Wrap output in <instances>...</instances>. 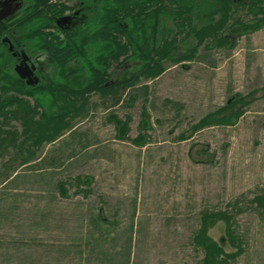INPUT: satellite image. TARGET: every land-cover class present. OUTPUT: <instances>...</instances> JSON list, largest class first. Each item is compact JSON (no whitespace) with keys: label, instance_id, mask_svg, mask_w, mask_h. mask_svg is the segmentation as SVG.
I'll return each instance as SVG.
<instances>
[{"label":"rangeland","instance_id":"obj_1","mask_svg":"<svg viewBox=\"0 0 264 264\" xmlns=\"http://www.w3.org/2000/svg\"><path fill=\"white\" fill-rule=\"evenodd\" d=\"M254 10L234 7L228 23L256 16V29L224 30L226 40L163 62L155 78L76 98L40 144L21 148L20 121L0 116V139L9 131L0 143V264H199L194 237L206 212L229 218L208 223L224 251L241 248L229 264H264V0ZM138 65L115 66L110 82ZM236 94L249 100L237 119L222 109ZM110 114L127 119L130 139L117 137ZM211 114L220 119L194 128Z\"/></svg>","mask_w":264,"mask_h":264},{"label":"trees","instance_id":"obj_2","mask_svg":"<svg viewBox=\"0 0 264 264\" xmlns=\"http://www.w3.org/2000/svg\"><path fill=\"white\" fill-rule=\"evenodd\" d=\"M60 3L27 0L28 9L13 21L19 27V38L26 43L28 51L45 59L42 64L45 75L36 85H28L17 77L0 43V89L4 93L11 89L21 95L0 96L1 123L11 119L20 121L21 133H24V139L19 143L21 148L54 137L63 118L75 112L76 98L84 99L93 91L106 93L118 87L130 88L141 76L155 78L164 71L163 62L192 57L209 38L217 36L226 40L228 36L222 31L230 30L240 36L263 23L256 16L247 21L238 18L228 23L234 7L249 6L253 13H258L254 10L258 0H76V8L80 11L72 26L59 23L66 11L71 10ZM55 30L59 34L51 33ZM181 47L183 50L179 52ZM129 50L132 54L125 57ZM127 59L137 60L139 65L110 82L111 69L124 64ZM262 93L264 95V88ZM26 96L33 99L34 106L29 104ZM248 103L244 96L236 94L222 109L231 111L230 115L237 119L242 114V107ZM11 105L15 106L8 108ZM37 106L41 109L39 113ZM216 115L205 116L194 128L220 119H212ZM109 120L114 124L118 138L130 139L127 119L110 114ZM141 126L147 128L148 124L142 122ZM3 132L9 133L4 129ZM5 134L0 143L6 140ZM137 140H144L143 135L133 142L138 143ZM256 201L262 204L260 197ZM213 218L229 219L224 212L203 214L194 237L203 250L199 264H229L241 253V248L238 246L235 252L228 253L212 241L208 223Z\"/></svg>","mask_w":264,"mask_h":264},{"label":"flooded vegetation","instance_id":"obj_3","mask_svg":"<svg viewBox=\"0 0 264 264\" xmlns=\"http://www.w3.org/2000/svg\"><path fill=\"white\" fill-rule=\"evenodd\" d=\"M27 9V0H0V43L3 46L4 55L7 59L9 58L12 70L17 77L20 78L15 68L21 65L24 72L32 70L33 74L30 77L34 80L33 85H36L45 75V72L42 71V64H44L45 59L42 55L28 51L26 43L19 38L21 36L19 27L13 23ZM79 11L80 9L76 7L67 10L64 14L65 17H68L67 20L59 21V23L72 26ZM21 80L26 83L25 79Z\"/></svg>","mask_w":264,"mask_h":264},{"label":"water","instance_id":"obj_4","mask_svg":"<svg viewBox=\"0 0 264 264\" xmlns=\"http://www.w3.org/2000/svg\"><path fill=\"white\" fill-rule=\"evenodd\" d=\"M68 17H65L63 16L62 18H60L59 21H66ZM18 76L21 78V79H25L26 80V84H29V85H33V82L34 80L31 79L30 75L33 74L32 70L31 71H23L22 68H21V65H18L16 66L15 68ZM34 79L36 80V77H34Z\"/></svg>","mask_w":264,"mask_h":264}]
</instances>
